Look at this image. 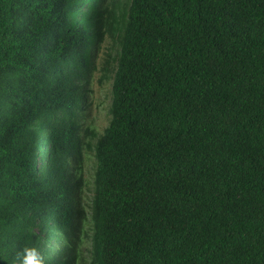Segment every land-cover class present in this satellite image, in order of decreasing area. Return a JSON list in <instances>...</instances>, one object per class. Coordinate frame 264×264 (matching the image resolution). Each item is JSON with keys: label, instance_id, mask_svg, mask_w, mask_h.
<instances>
[{"label": "trees", "instance_id": "trees-1", "mask_svg": "<svg viewBox=\"0 0 264 264\" xmlns=\"http://www.w3.org/2000/svg\"><path fill=\"white\" fill-rule=\"evenodd\" d=\"M86 241V264H264V0H0V264Z\"/></svg>", "mask_w": 264, "mask_h": 264}, {"label": "rangeland", "instance_id": "rangeland-1", "mask_svg": "<svg viewBox=\"0 0 264 264\" xmlns=\"http://www.w3.org/2000/svg\"><path fill=\"white\" fill-rule=\"evenodd\" d=\"M112 42L107 35L103 37L98 50L95 53L94 63L97 71L93 74L90 92L87 94L86 102V117L85 123L90 125L95 134L100 135L107 127L109 122L108 108L110 104V92L112 85V65L111 62H106L107 54L115 50L112 49ZM112 49V50H111ZM111 50V51H110ZM109 63L110 66H107ZM106 67L107 78L102 79V69ZM95 139L90 140L91 147L94 145ZM93 153H87L86 163V179L88 181L86 197L89 199L92 190V176H93ZM89 250V242L86 241L81 247V261L78 264H86ZM85 260V262H84Z\"/></svg>", "mask_w": 264, "mask_h": 264}, {"label": "clouds", "instance_id": "clouds-1", "mask_svg": "<svg viewBox=\"0 0 264 264\" xmlns=\"http://www.w3.org/2000/svg\"><path fill=\"white\" fill-rule=\"evenodd\" d=\"M20 264H45L42 255L34 247H25L18 253Z\"/></svg>", "mask_w": 264, "mask_h": 264}]
</instances>
